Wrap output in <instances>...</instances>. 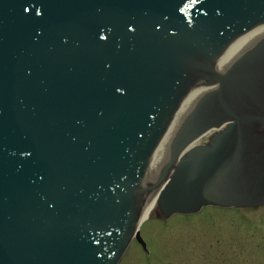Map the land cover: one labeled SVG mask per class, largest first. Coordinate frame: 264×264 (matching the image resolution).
Masks as SVG:
<instances>
[{"label": "water", "instance_id": "water-1", "mask_svg": "<svg viewBox=\"0 0 264 264\" xmlns=\"http://www.w3.org/2000/svg\"><path fill=\"white\" fill-rule=\"evenodd\" d=\"M167 178L264 204V0H0V264H115Z\"/></svg>", "mask_w": 264, "mask_h": 264}, {"label": "rangeland", "instance_id": "rangeland-1", "mask_svg": "<svg viewBox=\"0 0 264 264\" xmlns=\"http://www.w3.org/2000/svg\"><path fill=\"white\" fill-rule=\"evenodd\" d=\"M153 214L140 225L149 256L133 240L119 264H264V206Z\"/></svg>", "mask_w": 264, "mask_h": 264}, {"label": "bare ground", "instance_id": "bare-ground-1", "mask_svg": "<svg viewBox=\"0 0 264 264\" xmlns=\"http://www.w3.org/2000/svg\"><path fill=\"white\" fill-rule=\"evenodd\" d=\"M155 199H156V196L152 200L151 204L149 205L148 209L146 210V212L144 213V215H143V217L141 218L140 221H144L150 216V214L152 213V211H153V209L155 207V202H154Z\"/></svg>", "mask_w": 264, "mask_h": 264}]
</instances>
